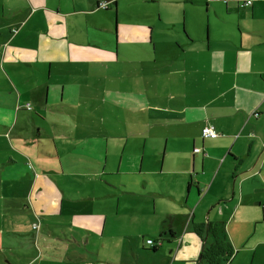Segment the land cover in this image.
Returning <instances> with one entry per match:
<instances>
[{
	"label": "crops",
	"instance_id": "1",
	"mask_svg": "<svg viewBox=\"0 0 264 264\" xmlns=\"http://www.w3.org/2000/svg\"><path fill=\"white\" fill-rule=\"evenodd\" d=\"M51 1L0 0V228L13 227L19 236L23 234L20 226L33 221L32 211L39 217V213L45 216L47 211L62 212L63 189L80 185L73 181L72 174L86 172L96 178L100 174V167L88 165V171H83L74 162L69 165V160L65 166L61 159L60 167L52 165V169L42 161L43 171L38 172L27 151L33 148L39 153L41 145L32 143L45 141L42 134L47 130L48 106H59L76 118L80 110L69 104L83 91L94 99L93 92L88 91L90 87L95 90V84L101 87L108 83L104 78L97 81L74 78L77 69L73 68L70 54L78 25L70 21V13L48 7ZM71 1L74 15L93 18L87 21V29L109 31L112 19L110 32L115 33L114 28L120 22L117 0H86L87 9L80 8L76 0ZM198 1L206 5L214 23L209 20L206 41L209 49L202 50L199 60L201 76L189 73L183 82L200 86L191 87L190 93H172L166 98L169 105L162 109L151 106L148 110L138 105L125 111L117 105L119 111L132 115L136 133L142 134L144 147L150 145L152 153L122 157L118 174L125 162L129 166L122 173L139 175L140 182L112 181L103 190L106 197L116 195L111 193L113 190L143 198L145 215L156 221L146 227L153 228L148 232L158 237L141 239L143 246L151 249L144 248L141 254H135V259L145 262L148 259L151 264H210L206 257L216 258L221 264H235L241 254L234 251L240 242L241 227L261 222L253 207H264V0H254L250 6L246 5L247 0ZM101 3H109L108 9L100 7ZM163 29L175 34L177 27ZM184 35L189 45L195 42L187 32ZM148 38L154 55V35ZM89 42L94 43L93 40L80 43ZM177 44L184 54L186 48L178 41ZM120 55L118 44L119 73L128 66L135 68L138 63H149L143 59L123 60ZM150 62L154 65L157 60ZM65 72L69 79L63 77ZM112 101L120 104L122 100ZM207 125L215 128L217 138L202 136ZM196 148L201 151L195 152ZM106 168L102 167V181L104 175L117 174ZM25 210H30V214L24 217L21 212ZM104 216L99 219L97 214L99 220L77 222L88 228L87 235L93 242L89 251L94 256L99 252L96 243L107 248L108 214ZM40 219L44 224L46 218ZM249 220L253 221L246 223ZM46 229L47 232V226ZM8 233L0 231V260L6 264H37L40 254L36 251L31 256L19 257L17 263L7 259L5 252L11 247L4 235ZM132 235L125 234L124 241L135 239ZM149 240L161 244L154 247L148 244ZM221 240L234 245H230V255L224 250H213ZM262 245L264 239L260 238L251 246H243L241 251L250 250L255 260L258 253L264 256ZM209 247L212 252L206 253L204 249ZM92 264L105 262L94 260Z\"/></svg>",
	"mask_w": 264,
	"mask_h": 264
},
{
	"label": "rangeland",
	"instance_id": "2",
	"mask_svg": "<svg viewBox=\"0 0 264 264\" xmlns=\"http://www.w3.org/2000/svg\"><path fill=\"white\" fill-rule=\"evenodd\" d=\"M117 2L120 22L114 31L115 33L118 31V35L110 32L112 19L109 31H100L92 27L87 29V21H92L93 18L74 15L75 10L71 0H61V4L59 0L48 3V7L53 10L60 9L62 13H70L72 15L70 21L78 25V29L73 32L74 45L70 54L73 68L77 69L74 72L76 75L74 78L84 77L88 81L104 78V81L108 83L101 87H97L100 84H95V90L90 87L88 91L93 92L94 99L91 100L83 91L79 98L73 103L70 102L69 105L77 106L80 110L76 118L60 110L59 106H48L46 109L47 130L45 129L44 136L42 134L45 141L32 143V146L41 145L39 153L33 148L27 151L38 172L43 171L40 166L42 161L45 160L52 169V165L60 167L61 159L65 166L66 161L69 160V165L74 162L76 167L83 171H88L86 167L88 165L100 167V174L97 178L91 177L86 172L79 173L80 175L72 174L73 181L80 185H69L68 188L63 189L62 212L48 213L47 211L45 216L39 213L40 217L46 218L44 224L43 220L35 215V211H32L33 221L20 226L22 235H16V229L13 227L0 228V231L9 232L4 235L5 241L14 250L7 249L5 254L7 259L15 263L19 262V257L31 256L30 254L35 253L33 251H36L38 256L40 254L37 264H92L94 260L104 261L105 264H151L152 262L148 259L146 262L135 259V254H141L144 248L151 249V246L145 243L146 247L143 246L141 239L146 241L151 237L150 235L158 237L157 234H150L153 228L146 227L149 222L156 221L151 220V215H145L146 212L143 209L146 206L143 204V198L138 194L124 195L123 192L113 190L111 193L116 195L106 197L103 190V187L109 188L108 185L113 183L112 181L140 182L141 176H129L122 173L129 166L125 162H123L121 173L118 174L122 157L123 155L128 157L134 153L138 156L146 152L148 155L152 153L150 145L144 147L142 134L136 133L132 115H125L123 110H118L117 105L123 107L125 111L130 106L138 105L147 107L148 110H151V106L162 109L169 105V100L166 98L173 96L172 93L178 92L182 95L186 91L193 92L191 87L200 86L197 83H194V86L186 85L183 77H187L189 73H192L194 77L201 76L199 60L202 59V50L209 49L206 42L209 33L208 24L211 22L213 25L214 16L209 14L206 5L202 6L198 0H117ZM76 3L83 9L89 7V2L86 0H76ZM212 10L210 8V11ZM164 26L177 27L174 30L175 34L171 30L165 31ZM85 32H87L86 35L83 34ZM186 32L191 40L195 39L191 45L184 35ZM150 34L154 35L156 48L154 55L151 54L152 47L148 38ZM88 40H93L94 43H80ZM96 41L105 43L98 44ZM177 41L186 48L184 54ZM118 44L121 59H128L127 61L143 59L149 63H138L135 68L128 66L119 73ZM185 59L186 62L183 61ZM152 60H157V63L152 65L150 62ZM174 60L176 62L171 64L170 62ZM84 61L87 63L85 64ZM90 63L91 66H88ZM63 77L69 79L66 72ZM52 83L56 84L54 80ZM117 91L122 93L116 94ZM113 98L122 101L116 104L112 101ZM93 108L94 111H92ZM88 110L93 114H90ZM125 118L128 119L127 122H121ZM146 137L150 139L149 135ZM108 139L110 142L107 144L104 140ZM57 147L58 154H56ZM103 166L106 171H117V174L106 177L104 175L102 181L100 175ZM135 166L137 167L136 164ZM63 181L67 183L66 180ZM33 200L36 201L35 196ZM6 201L7 199L4 200ZM253 210L261 222L249 223L253 221L249 220L246 222L249 223L247 226L241 227L238 234L240 242L234 250L236 254L239 252L241 254L235 264H264V256L261 253H258L254 260V254L250 253V250L241 251L243 246H251L258 239H264V207L256 205ZM29 211H22L21 214L25 217L30 214ZM97 214L99 219L105 217L104 214H108L105 227L107 248H103L102 243H96V249L99 252L94 256L92 251H89L93 242L87 235L88 228L83 224L78 225L77 222L92 220L91 218L99 220ZM246 232L250 236L246 237ZM125 234L128 236L133 234L132 237L134 236L135 239L127 238L124 241ZM94 238L99 241L98 236ZM160 244V241L155 243L157 246ZM261 248L264 250V245ZM0 264L6 263L0 260Z\"/></svg>",
	"mask_w": 264,
	"mask_h": 264
},
{
	"label": "built area",
	"instance_id": "3",
	"mask_svg": "<svg viewBox=\"0 0 264 264\" xmlns=\"http://www.w3.org/2000/svg\"><path fill=\"white\" fill-rule=\"evenodd\" d=\"M254 0H247L246 1V5L250 6L253 4ZM108 3H101L100 7L105 8L107 7ZM202 136L204 138H211V139H215L219 136V134L217 133V131L215 130V128L213 126L207 125L203 128L202 130ZM201 148H196L195 152H200ZM149 244L155 245V242L153 240H149L148 241Z\"/></svg>",
	"mask_w": 264,
	"mask_h": 264
},
{
	"label": "trees",
	"instance_id": "4",
	"mask_svg": "<svg viewBox=\"0 0 264 264\" xmlns=\"http://www.w3.org/2000/svg\"><path fill=\"white\" fill-rule=\"evenodd\" d=\"M100 5V4H99ZM157 245H155L154 247H156ZM230 244L228 242H223L222 240L220 242H217L215 246H213V250H221L224 252H229V255H230ZM155 249V248H154ZM205 252H212V248H208V249H204ZM207 259H209L210 261V264H221L216 258H209V257H206ZM227 261V260H226Z\"/></svg>",
	"mask_w": 264,
	"mask_h": 264
},
{
	"label": "flooded vegetation",
	"instance_id": "5",
	"mask_svg": "<svg viewBox=\"0 0 264 264\" xmlns=\"http://www.w3.org/2000/svg\"><path fill=\"white\" fill-rule=\"evenodd\" d=\"M108 7H109V3H108V5H107V7H105V9H108Z\"/></svg>",
	"mask_w": 264,
	"mask_h": 264
}]
</instances>
